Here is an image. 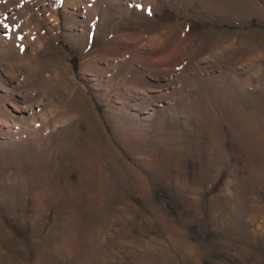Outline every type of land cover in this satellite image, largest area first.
Listing matches in <instances>:
<instances>
[{"label":"rangeland","instance_id":"374dc122","mask_svg":"<svg viewBox=\"0 0 264 264\" xmlns=\"http://www.w3.org/2000/svg\"><path fill=\"white\" fill-rule=\"evenodd\" d=\"M0 264H264V0H0Z\"/></svg>","mask_w":264,"mask_h":264},{"label":"snow or ice","instance_id":"6c2138e0","mask_svg":"<svg viewBox=\"0 0 264 264\" xmlns=\"http://www.w3.org/2000/svg\"><path fill=\"white\" fill-rule=\"evenodd\" d=\"M138 7H140V6H138ZM148 11H149V14H151V9H150V8H149V10H148Z\"/></svg>","mask_w":264,"mask_h":264}]
</instances>
